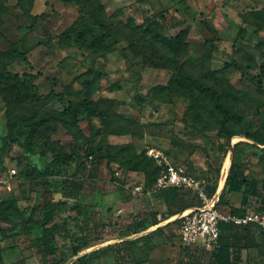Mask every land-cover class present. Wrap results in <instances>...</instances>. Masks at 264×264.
Instances as JSON below:
<instances>
[{"label": "rangeland", "instance_id": "1", "mask_svg": "<svg viewBox=\"0 0 264 264\" xmlns=\"http://www.w3.org/2000/svg\"><path fill=\"white\" fill-rule=\"evenodd\" d=\"M19 1L0 0V29L6 36L0 37V230L32 212L41 218L42 204L54 201L60 206L51 224L63 227L51 245L68 258L67 264H78L83 255L93 264H183L189 259L211 264V251L185 248L179 233V216L204 203L192 189L162 199L156 190L161 167L148 151L163 152L208 185L218 168L219 184L232 149L227 153L219 147L227 141L220 137L219 113L209 100L180 90L171 82L172 71L155 68L133 52L131 27L156 19L171 36L180 29L177 21L190 24L186 71L214 87L242 115L241 122H232L238 135L231 143L242 142L239 160L258 186L246 192L247 207L258 211L264 204V145L245 133L264 132V0H187L190 12L175 0H99L104 9L97 16L113 26L107 44L97 48L90 47L92 37L104 29L87 0ZM35 15H41L38 24L27 30ZM87 25L95 32L86 35L82 48L61 40L63 32L74 35ZM20 39L28 59L8 62L2 53ZM87 90L93 104L108 113V125L94 115L82 116L77 126L71 122L66 107L83 101ZM52 91L65 103L34 98ZM32 121L48 164L57 153L73 157L52 167L47 177L32 176L22 147L6 139L10 122L27 130ZM135 156L147 168L136 169ZM72 180L80 185L77 196L67 183ZM215 194L207 198L218 201L221 194ZM224 195L228 202L220 204L222 209L241 206L243 194L225 190ZM155 219L159 223L150 226ZM143 226L149 227L133 233ZM252 231L254 244L239 251L237 264H264V229ZM11 243L2 248L0 264H45L28 240ZM83 243L92 246L73 256ZM110 245L114 249L107 250Z\"/></svg>", "mask_w": 264, "mask_h": 264}, {"label": "trees", "instance_id": "2", "mask_svg": "<svg viewBox=\"0 0 264 264\" xmlns=\"http://www.w3.org/2000/svg\"><path fill=\"white\" fill-rule=\"evenodd\" d=\"M175 1L176 3L180 4L186 10V12L191 11V6L188 4L187 0ZM21 2L22 1L20 0L19 3ZM86 4V7L90 8L94 13H96L94 14L96 22L104 29V32L101 35H94L92 37L90 47L97 48L100 45H106L108 39L112 36L113 25H111L107 21L106 17L102 14L100 17L97 16V11L103 10L104 5L99 0H87ZM40 18L41 15H35L27 30H33L38 24ZM115 18L119 23V30H121V14H117ZM185 24L186 26L183 27ZM175 25L180 27V29L171 36L167 35L166 33L167 27L162 25L156 19H150L144 24L131 27V34L133 36L131 48L134 53H136L138 56H141L142 59L148 62L151 66L155 68H165L172 71V83L175 84L177 82L180 85V90L195 91L191 93L198 97H203L206 100H209L214 109L219 113L218 125L220 137L227 141L226 144L220 141L219 147L221 149H226L227 153L232 149V163L229 174L226 178L224 189L219 197V200L217 201V207L226 213L244 215L246 212H248L249 207L247 206L250 205V201L246 195V192L255 191L258 186L256 182L251 181L248 178L245 172V164L239 160V146L242 144V142L236 143L234 145L231 143L232 138L238 135V133L232 129V122L234 120L241 122L242 115L235 113L229 105L225 104L223 101V96L218 93L214 87L186 71L189 60L184 58L188 53L187 37L190 33L191 26L187 20L177 21ZM94 32L95 30L93 26L87 25L84 30H78L74 33V35L69 31L63 32L61 34V40L74 43L77 47L82 48L86 35L89 33L92 34ZM241 32H244V29H242ZM0 37H6L1 29ZM22 41L23 39H20L17 42L10 41V49L7 52L2 53L3 56L7 57L8 62H13L19 59L25 61L28 59L26 52H24L21 48ZM99 76L103 75L99 74ZM260 87L263 89V81H260ZM53 97L58 99L61 103H65L64 98L53 91L48 94H34V98L37 101L47 100ZM66 113L70 116L71 122L76 126L78 125L80 118L84 115H94L101 120L103 125L109 124L108 113L93 104V102L90 100V93L88 90L86 91L85 99L83 101L80 103H70L67 105ZM36 130L37 123L35 121L31 122V125L27 130H22L14 122H10L8 125V134L6 139L11 143H17L22 147L24 158L30 168L29 173L32 176L38 174L39 176L47 177L53 174V169H51L52 167L56 168L60 164L68 163L72 161L73 157L69 154L57 153L53 155L52 163L48 164L45 153L41 151L39 143L35 139ZM245 137L258 144L264 145V132L260 130L245 133ZM147 164L148 163H146L144 159H141L137 156L134 157V165L136 169L144 170L147 168ZM116 165L119 166L117 163ZM220 172V168L216 169L215 177L212 179V182L206 185V193L209 196H213L219 188L218 180ZM67 183L75 187V190H77L75 196H77L78 190L80 189L79 183L73 180ZM148 188L149 187L145 186L144 191L147 192ZM185 190L190 189L166 188L158 190V193L162 199L169 201L178 197L179 193ZM225 190H227L228 193L234 192L243 194L240 207H231L230 209H222L220 207V204L228 202L225 199ZM59 206V202L47 201L42 204L43 216L41 218H36L34 216V212H32L28 218H23L21 223H16L14 226L7 229H1L0 252L4 246L13 244L11 242L14 240L26 239L31 242V246L41 255L43 263L67 264L68 258L62 256L60 250L57 247H53L51 245V242L55 239L56 234L63 227L62 224H51V221L53 220ZM189 207L190 205L184 207V209ZM258 209V211H264V204ZM172 215L173 214L169 215L165 219H168ZM13 216H15V214ZM158 223L159 221L155 219L150 224V226H155ZM148 227L149 226H143L133 233H139L140 231L148 229ZM256 227L264 229L257 224H249L248 226L244 227L234 226L231 224H222L217 245L211 251V264H237L239 251L242 248L251 247L254 244L252 230ZM101 240L102 239H99L97 242H101ZM129 242L130 241H123V244H128ZM91 246V243H83L82 245L73 249L72 255L77 256L83 249L89 248ZM185 248L190 249L191 247ZM111 249H114L113 245H110L107 250ZM77 260L78 264H93L94 262L92 257H87L86 255L78 257ZM183 264L194 263L191 259H189Z\"/></svg>", "mask_w": 264, "mask_h": 264}, {"label": "built area", "instance_id": "3", "mask_svg": "<svg viewBox=\"0 0 264 264\" xmlns=\"http://www.w3.org/2000/svg\"><path fill=\"white\" fill-rule=\"evenodd\" d=\"M148 155L161 167L156 190L192 189L197 192L200 200L204 203L203 207H196L179 216L180 240L184 247H203L212 251L217 245L222 224L241 227L257 224L264 228V211H248L244 215L223 212L217 207V201L214 198H207L204 181L198 180L185 167L169 161L163 152L152 149L148 151ZM116 174H119V171H116Z\"/></svg>", "mask_w": 264, "mask_h": 264}, {"label": "bare ground", "instance_id": "4", "mask_svg": "<svg viewBox=\"0 0 264 264\" xmlns=\"http://www.w3.org/2000/svg\"><path fill=\"white\" fill-rule=\"evenodd\" d=\"M230 166H231V156L228 155L227 158L224 161V164H223V170H224V172L222 173V176H221V180L219 182V188H218V192L217 193H219L221 191V189L223 188V186L225 184V181H226L225 178H227L226 177V174L229 171Z\"/></svg>", "mask_w": 264, "mask_h": 264}, {"label": "crops", "instance_id": "5", "mask_svg": "<svg viewBox=\"0 0 264 264\" xmlns=\"http://www.w3.org/2000/svg\"><path fill=\"white\" fill-rule=\"evenodd\" d=\"M230 154V153H229ZM231 155V154H230ZM228 156V155H227ZM232 157V156H231ZM227 158V157H226ZM225 158V159H226ZM231 163H232V159H231ZM231 167V166H230ZM230 170V169H229ZM223 172H224V170H222ZM189 172V171H188ZM222 172V173H223ZM228 173H229V171L227 172V174H226V177H227V175H228ZM226 179V178H225ZM226 182V181H225ZM219 185V184H218ZM224 186H225V184H224ZM224 186H223V188L221 189V191L219 192V193H217L218 192V189H217V191H216V194H215V196L217 195V198L219 197V195L222 193V191H223V189H224ZM216 200V199H215ZM190 210V209H189ZM172 219H170V220H168V221H166V222H169V221H171Z\"/></svg>", "mask_w": 264, "mask_h": 264}, {"label": "water", "instance_id": "6", "mask_svg": "<svg viewBox=\"0 0 264 264\" xmlns=\"http://www.w3.org/2000/svg\"><path fill=\"white\" fill-rule=\"evenodd\" d=\"M229 174V173H228ZM228 176V175H227Z\"/></svg>", "mask_w": 264, "mask_h": 264}]
</instances>
